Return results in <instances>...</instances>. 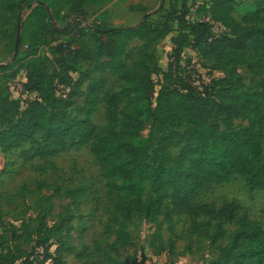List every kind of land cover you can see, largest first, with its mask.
<instances>
[{"label": "trees", "instance_id": "trees-1", "mask_svg": "<svg viewBox=\"0 0 264 264\" xmlns=\"http://www.w3.org/2000/svg\"><path fill=\"white\" fill-rule=\"evenodd\" d=\"M94 4L96 0H0V42L9 41L14 53L16 33L21 25L20 47H27V51L18 52L15 58L12 55L9 64L0 66V78L9 82L24 71L23 87L36 94L19 115L18 105L9 92L0 89V153L29 144V149L20 151L23 162L28 164L35 158H53L90 144L103 176L113 182L114 210L124 220L131 215L142 216L156 226L154 236L160 243L162 216L168 222L172 215L187 216L192 227L199 226L198 218L216 221L214 228L220 236L224 234L222 225L233 224L236 229L229 249H220L212 264H264V231L255 221L239 216L235 203H223L219 208L193 203L204 185L226 183L234 175L240 176L249 190L264 193V113L260 96L246 97L219 87L212 97L202 99L195 95L193 83L180 77L182 84L156 94L148 69L153 59L151 44L169 35L166 20L176 17L178 32L170 40L168 68L171 71L173 65L174 70L180 66L183 49L191 47L213 68L247 66L252 74L264 75V0H252V9L243 13L239 22L234 19L238 2L211 0L210 22L220 24L232 34L222 37H212L207 24L186 23L187 0H171L160 27L145 14L134 26L85 29L84 9ZM59 9H68L75 21L58 32L55 27L60 20ZM54 33L64 41L49 48L50 60L42 55L39 46L44 37ZM133 39L144 44L137 53L135 67L128 70L122 58ZM81 63L90 65L85 76L106 70L119 75L127 104L120 121L117 119L120 98L107 90L103 97L107 103L105 127L95 126L89 119L97 110L102 82L87 86L85 102L79 110L81 117H67L70 104L58 99L56 86L70 84V70L79 68ZM237 116L248 117L249 126L218 133L205 122L210 118ZM141 117L152 118L163 131L156 143L157 163L148 162L154 137L151 133L148 138L141 135L147 129ZM181 126L187 127L184 133L176 131ZM37 136L40 141L35 143ZM182 144L185 146L175 160V169L169 163L168 150ZM212 239L217 241L214 236ZM40 244L44 246L45 242ZM42 249L41 261L29 260L33 252L24 264H45L49 255L47 247ZM60 257L57 250L52 264H61ZM15 260L13 253L0 250V264H15Z\"/></svg>", "mask_w": 264, "mask_h": 264}, {"label": "rangeland", "instance_id": "rangeland-1", "mask_svg": "<svg viewBox=\"0 0 264 264\" xmlns=\"http://www.w3.org/2000/svg\"><path fill=\"white\" fill-rule=\"evenodd\" d=\"M170 1L96 0V4L84 9L86 20L82 21V26L85 29L134 26L147 14L149 20L160 24V27L164 23ZM210 1L187 0L186 23H204L210 29L212 25L218 37L232 36L229 29L210 22ZM235 1L239 3V7L234 19L239 22L242 14L252 9V0ZM67 10L59 9L60 20L55 27L58 32L75 21ZM26 15L27 13L23 19ZM175 18L170 21L168 17L166 20L165 26L170 28L169 35L152 43L150 47L153 59L148 69L155 93L182 84L178 79L180 77L191 81L195 95L202 99L212 97L219 87H227L246 97L260 96L259 103L264 113V75L252 74L247 66L216 69L211 63L201 59L197 51L185 47L180 66L174 70L173 65L172 71L168 68L170 40L178 32ZM63 41L56 33L48 34L43 38L39 50L42 55L50 58L49 48ZM9 44V41L0 42V66L11 62L13 51ZM143 44L137 39L129 42L122 58L125 69L135 67L137 53ZM25 51L26 45L20 47L19 44L18 52ZM49 64L52 65V62ZM89 66L81 63L79 68L70 70V84L56 86L58 99L70 104L67 117L80 118L79 110L84 105L87 86L102 82L103 90L98 94L100 101L97 110L89 119L93 125L105 127L107 103L103 97L107 90L120 98L117 111V119L120 121L127 104L119 75L106 70L85 76ZM187 75H190V79ZM24 76L25 72L20 71L12 81L6 82L0 78V89L9 92L10 98L18 105L19 115L26 104L36 97L35 93L23 87ZM78 82L79 86L76 87ZM153 107L154 104L152 109ZM140 121H145L147 125L141 135L148 138L151 133L154 137V141L150 142L148 162L157 163L156 143L163 131L152 118L141 117ZM205 122L218 133L249 126V118L246 116L210 118L205 119ZM186 130V126H181L176 131L184 133ZM34 141H40L39 136ZM184 146L182 144L168 150L169 163L175 169V160ZM29 148L30 145L26 144L19 150L0 153V250L13 253L16 257L15 264H24L25 258L34 252L36 244L47 247V264H52L57 250L61 252V264H124L127 259L141 261L142 257L144 264H212L219 257L220 249L226 247L228 250L230 247L236 229L233 224L222 225L224 234L220 236L214 228L216 221L198 218L196 221L199 226L192 227L187 216L172 215L169 222L162 216L159 218L160 243L154 236L156 226L148 223L142 216L131 215L124 220L114 210L116 194L112 191L113 182L103 176L90 151V144L53 158H35L25 164L20 151ZM229 202L238 206L239 216L245 215L264 231V193L249 190L238 175H234L226 183L204 185L197 192L193 203L194 206L213 205L219 208L223 203ZM213 236L217 241L213 242ZM41 241L45 242L44 246L40 244Z\"/></svg>", "mask_w": 264, "mask_h": 264}, {"label": "water", "instance_id": "water-1", "mask_svg": "<svg viewBox=\"0 0 264 264\" xmlns=\"http://www.w3.org/2000/svg\"><path fill=\"white\" fill-rule=\"evenodd\" d=\"M20 28L21 25L18 26L17 29V33H16V38H15V44H14V53H13V57L15 58L17 56L18 53V47L20 44ZM124 264H144V257H142L141 261H137V260H125Z\"/></svg>", "mask_w": 264, "mask_h": 264}, {"label": "built area", "instance_id": "built-area-1", "mask_svg": "<svg viewBox=\"0 0 264 264\" xmlns=\"http://www.w3.org/2000/svg\"><path fill=\"white\" fill-rule=\"evenodd\" d=\"M210 31H211L212 37H217V35H216L215 31H214V28H212V25H211ZM34 259H37L38 261H41L43 259V249H42V247L34 246V254H33V256L30 257L29 260L32 261ZM45 264H47L46 261H45Z\"/></svg>", "mask_w": 264, "mask_h": 264}]
</instances>
